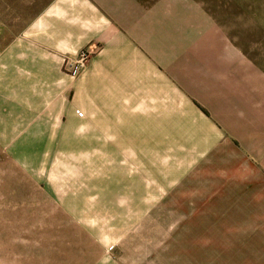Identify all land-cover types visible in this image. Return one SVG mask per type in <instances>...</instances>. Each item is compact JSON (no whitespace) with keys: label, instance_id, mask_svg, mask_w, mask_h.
<instances>
[{"label":"crops","instance_id":"0c3cea01","mask_svg":"<svg viewBox=\"0 0 264 264\" xmlns=\"http://www.w3.org/2000/svg\"><path fill=\"white\" fill-rule=\"evenodd\" d=\"M261 38L237 45L199 0H50L0 52V121L10 112L81 136L185 138L215 199L242 202V231L264 234ZM88 45L95 54L71 77L64 56Z\"/></svg>","mask_w":264,"mask_h":264},{"label":"rangeland","instance_id":"374dc122","mask_svg":"<svg viewBox=\"0 0 264 264\" xmlns=\"http://www.w3.org/2000/svg\"><path fill=\"white\" fill-rule=\"evenodd\" d=\"M49 1L0 0V52ZM199 1L237 45L264 43V0ZM255 12L262 24L242 25ZM16 114L0 121V264H264V234L242 231V202L215 199L185 138L81 136Z\"/></svg>","mask_w":264,"mask_h":264},{"label":"built area","instance_id":"2783aa9c","mask_svg":"<svg viewBox=\"0 0 264 264\" xmlns=\"http://www.w3.org/2000/svg\"><path fill=\"white\" fill-rule=\"evenodd\" d=\"M94 51L95 49L88 45L79 50L74 57L64 58L63 70L72 77L77 76L87 67Z\"/></svg>","mask_w":264,"mask_h":264}]
</instances>
